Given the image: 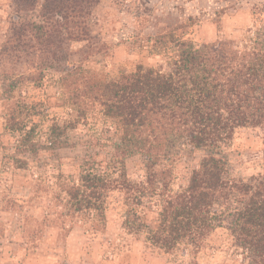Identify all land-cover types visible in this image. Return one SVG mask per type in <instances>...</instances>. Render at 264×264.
Instances as JSON below:
<instances>
[{
  "label": "trees",
  "instance_id": "1",
  "mask_svg": "<svg viewBox=\"0 0 264 264\" xmlns=\"http://www.w3.org/2000/svg\"><path fill=\"white\" fill-rule=\"evenodd\" d=\"M7 1L8 33L0 54L34 39L48 66L68 65L59 72V85L77 111L76 119L55 121L42 139L38 124L26 121L32 106L15 87L6 89L7 129L15 134L14 151L21 155L13 158L14 166L27 169L30 157L37 161L42 154L55 157L62 149L81 146L84 153L72 158L78 176L59 173L64 195L57 198L71 213L88 219L89 230H105L107 198L119 190L126 206L123 226L130 233H146L151 244L167 253L182 246L196 253L223 227L256 261L264 260V175L247 180L229 176L220 151L237 128L264 127V39L259 32L243 47L229 39L196 46L172 36L167 71L138 65L109 78L81 64L70 67L66 52L69 42L88 38L93 9L101 0ZM29 12L37 19H26ZM95 110L113 123V134L97 128L91 140L71 143L69 131L84 126L82 120ZM181 143L205 154L187 185L173 191L168 151ZM132 157L140 159L142 181L128 176L126 161ZM155 197L158 208L153 211ZM186 264L201 263L194 257Z\"/></svg>",
  "mask_w": 264,
  "mask_h": 264
},
{
  "label": "rangeland",
  "instance_id": "2",
  "mask_svg": "<svg viewBox=\"0 0 264 264\" xmlns=\"http://www.w3.org/2000/svg\"><path fill=\"white\" fill-rule=\"evenodd\" d=\"M8 10L9 2L1 0L0 51L8 33ZM93 15L88 38L69 42V66L81 64L109 78L138 65L167 71L173 57L168 43L172 36L190 39L196 46L229 39L243 47L253 43L258 32L264 39V0H101ZM24 17L37 19L33 12ZM16 49L0 54V264H186L194 257L201 264H264L237 245L223 227L196 253L184 246L165 252L151 244L146 233H130L123 226L126 206L119 190L107 198L105 230H89L88 219L71 213L70 206L57 198L64 195L57 183L59 173L72 171L78 176L72 158L84 153L81 146L62 149L55 157L42 154L37 161L30 157L27 169L16 168L13 158L20 154L14 151L15 134L7 129L6 89L15 87L32 106L26 121L38 124L42 139L55 121L77 118L59 85V72L68 65L48 66L34 39ZM83 121L84 126L69 131L71 143L91 140L97 128L106 129L109 136L114 132L113 123L97 110ZM96 148L105 153L100 145ZM220 151L228 161L229 176L247 180L264 175V127L237 128L220 144ZM168 154L170 187L177 191L187 185L205 151L181 143L169 148ZM126 170L131 180L144 179L139 157L129 158ZM157 198L151 203L153 211Z\"/></svg>",
  "mask_w": 264,
  "mask_h": 264
}]
</instances>
